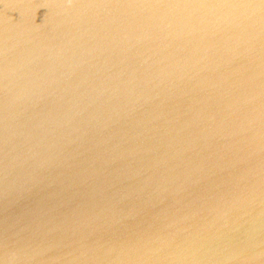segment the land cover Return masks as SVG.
Returning a JSON list of instances; mask_svg holds the SVG:
<instances>
[{"label": "water", "instance_id": "95a60500", "mask_svg": "<svg viewBox=\"0 0 264 264\" xmlns=\"http://www.w3.org/2000/svg\"><path fill=\"white\" fill-rule=\"evenodd\" d=\"M0 264H264V0H0Z\"/></svg>", "mask_w": 264, "mask_h": 264}]
</instances>
